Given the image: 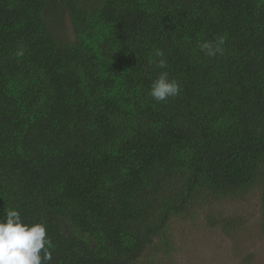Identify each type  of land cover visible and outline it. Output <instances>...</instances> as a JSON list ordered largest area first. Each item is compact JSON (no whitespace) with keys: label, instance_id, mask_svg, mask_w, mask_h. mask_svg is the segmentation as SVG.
Listing matches in <instances>:
<instances>
[{"label":"trees","instance_id":"obj_1","mask_svg":"<svg viewBox=\"0 0 264 264\" xmlns=\"http://www.w3.org/2000/svg\"><path fill=\"white\" fill-rule=\"evenodd\" d=\"M253 190L264 234V0H0V220L43 223L50 264L152 260L175 220L232 232L222 203Z\"/></svg>","mask_w":264,"mask_h":264},{"label":"rangeland","instance_id":"obj_2","mask_svg":"<svg viewBox=\"0 0 264 264\" xmlns=\"http://www.w3.org/2000/svg\"><path fill=\"white\" fill-rule=\"evenodd\" d=\"M64 29L69 36L71 25L65 19ZM228 214L240 217V226L225 233L221 228L196 226L175 220L170 226L173 249L169 253L157 251L139 264H264V234L260 222V197L253 190L233 202H223Z\"/></svg>","mask_w":264,"mask_h":264},{"label":"clouds","instance_id":"obj_3","mask_svg":"<svg viewBox=\"0 0 264 264\" xmlns=\"http://www.w3.org/2000/svg\"><path fill=\"white\" fill-rule=\"evenodd\" d=\"M226 38L219 36L215 41H203L198 47L209 57L224 53ZM16 57L24 55L23 47H18ZM157 57L163 52L157 50ZM161 69L167 67L164 59L158 61ZM180 93V86L174 79L170 80L168 73L162 71L150 88V95L158 102H166ZM51 240L47 237L46 226L43 223L27 224L16 209H9L5 218L0 220V264H50L52 256L49 249ZM43 253V255H42Z\"/></svg>","mask_w":264,"mask_h":264}]
</instances>
